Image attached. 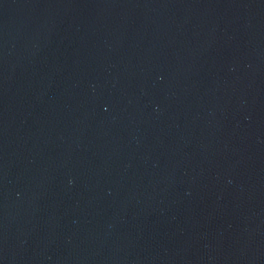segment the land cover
<instances>
[{
    "label": "water",
    "instance_id": "water-1",
    "mask_svg": "<svg viewBox=\"0 0 264 264\" xmlns=\"http://www.w3.org/2000/svg\"><path fill=\"white\" fill-rule=\"evenodd\" d=\"M0 264H264V0H0Z\"/></svg>",
    "mask_w": 264,
    "mask_h": 264
}]
</instances>
